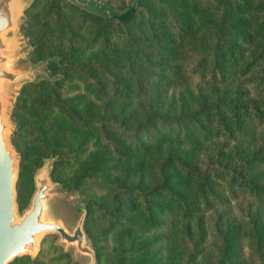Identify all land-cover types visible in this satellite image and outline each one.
<instances>
[{"label": "trees", "instance_id": "trees-1", "mask_svg": "<svg viewBox=\"0 0 264 264\" xmlns=\"http://www.w3.org/2000/svg\"><path fill=\"white\" fill-rule=\"evenodd\" d=\"M43 1L27 12L76 37L45 57V35L33 43L63 77L26 86L17 130L70 147L21 167L58 155L52 177L81 193L99 264H264V0H121L114 19ZM49 250L69 264L55 245L10 264Z\"/></svg>", "mask_w": 264, "mask_h": 264}, {"label": "water", "instance_id": "water-1", "mask_svg": "<svg viewBox=\"0 0 264 264\" xmlns=\"http://www.w3.org/2000/svg\"><path fill=\"white\" fill-rule=\"evenodd\" d=\"M81 10L114 19L121 11L98 0H66ZM34 0H0V264H10L22 256L35 259L41 239L48 234L57 236L55 244L69 252L72 262L98 264L92 241L85 229L86 207L80 203V213L68 210L62 199L71 192H61L52 178L54 157L43 159L33 175L34 190L29 203L19 209L16 180L20 155L11 142L9 133L16 122L11 119L19 86L26 83L50 81L42 68L57 57L32 62L26 57L33 48L24 42L20 31L26 21V10Z\"/></svg>", "mask_w": 264, "mask_h": 264}, {"label": "rangeland", "instance_id": "rangeland-1", "mask_svg": "<svg viewBox=\"0 0 264 264\" xmlns=\"http://www.w3.org/2000/svg\"><path fill=\"white\" fill-rule=\"evenodd\" d=\"M98 1L104 3L108 6H111L113 8L118 9L116 6L120 3L121 0H98ZM132 1H134V0H132ZM46 3H47V0H44L43 4L45 5ZM31 5L29 6V8L31 7ZM35 7L36 8L34 10L27 12V10L29 9L28 8L25 12V15L28 19V17H31L32 15L39 14L41 20L39 21L38 25L27 26L28 24L25 25V22L27 21V19H26V21H24L22 23V26L20 29V31L23 33V36H24V42L26 44H30L31 47L33 48V50L31 52L26 54V57L29 58L32 62L39 61V60L35 61L36 57L31 56V54L33 53V51L36 48V45H33V43L42 34L45 35V37H46L45 39L48 41L47 45L45 46V48L43 50V56L44 57L47 56V54H49V53H52L54 51H58V49H60L61 47H66L68 45V43L71 42V40H72L71 37H73V36L76 37L75 36L76 29L73 27L71 22H69L68 20L57 21L55 16H52L49 18H44V16H45L44 9L39 8V5H36ZM52 57H54V56H52ZM47 58H49V57H47ZM47 58H45V59H47ZM40 60H43V59H40ZM58 60H59V58H58ZM51 62H58V61H48L47 64L42 68V70L45 71L48 75H50L49 74L50 73L49 63H51ZM53 76H55L57 78L56 79V81H57V80L62 79L63 74L61 72H59ZM28 84L29 83L23 84L22 86H19V88H18L16 98H15V102H14V105L12 106V111H11V119L16 122V126L13 129V131L9 133L11 142L14 145L15 150L20 155L19 167H18V176H17V180H16V187H15L16 193H17V197H16L17 203H18L20 210L23 209L24 207H26V205L29 203L30 197H31L32 192L34 190L33 175H34L35 171L37 170V168H39L42 165V164H40L38 167L34 168L33 170H31L28 166L27 167L23 166V169H22V167H21L22 154H23V157L25 158V160L27 159V161H31L40 152V148L42 146H44V145L45 146L46 145L55 146V145H57L55 143V141L59 142L58 143L59 149L62 148L63 150H66L70 147L69 142L67 140H65V138H63L62 136H61L62 138L61 137L43 138V137L32 136L29 133V131L27 130L29 127L24 126L23 124L21 125V128L19 129V131L17 130V128H18V112L16 113L15 111H16V104H17L18 98L21 97L22 101L25 99L26 96H28V101H31L33 99V97H30L27 94L28 91H27L26 86ZM34 84H36V83H34ZM152 89L153 88L150 87L148 92L151 93ZM118 105H119V103H116V102H115V104L114 103L111 104L110 107H111L112 111L117 109ZM23 110H25V103L23 106ZM22 113L25 115L24 111H22ZM15 131H18V134H15V136H14ZM50 156L54 157V161L52 164V171H53L54 164H55L56 160L58 159V155H55V156L50 155ZM50 156H48V157H50ZM48 157H45V158H48ZM45 158H43V159H45ZM43 159H42L41 163H43ZM20 174L23 175V178H24L22 183H19ZM51 175H52V172H51ZM53 180L60 184L61 188L59 190L61 192H71L72 191V193L70 195H66L62 199V201H63L65 207L69 211L71 210L75 214V216L77 217L80 213L77 206L80 203H83L81 201V199H82L81 193L74 190V188H71V189L64 188L59 181L55 180L54 178H53ZM208 222L209 221L207 218L206 219V226H209ZM84 226H85V224H84ZM56 238H57V236L54 234L45 235L39 243L40 244V250H39V252H37V255L40 253L42 248L48 249L51 245H55V246L60 247L65 254L69 255V264H78L77 262H72V258L70 256L69 252H65L61 246L55 244ZM107 243L109 245L110 242L107 241ZM92 244H93V242H92ZM48 253L50 255L45 260L48 264H63V263H61V261L59 259L56 258L57 255L55 253L51 254L52 253L51 250H49ZM37 255H36V257H37ZM34 260H32V261H34ZM98 264H99V262H98Z\"/></svg>", "mask_w": 264, "mask_h": 264}]
</instances>
